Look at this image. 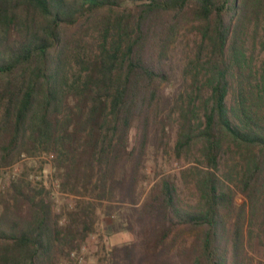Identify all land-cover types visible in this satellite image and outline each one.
<instances>
[{
	"label": "trees",
	"instance_id": "trees-1",
	"mask_svg": "<svg viewBox=\"0 0 264 264\" xmlns=\"http://www.w3.org/2000/svg\"><path fill=\"white\" fill-rule=\"evenodd\" d=\"M258 49L264 0H0V166L49 152L62 191L90 199L62 226L13 179L0 264H57L104 201L135 235L113 264H264ZM160 148L188 165L141 200Z\"/></svg>",
	"mask_w": 264,
	"mask_h": 264
},
{
	"label": "rangeland",
	"instance_id": "rangeland-1",
	"mask_svg": "<svg viewBox=\"0 0 264 264\" xmlns=\"http://www.w3.org/2000/svg\"><path fill=\"white\" fill-rule=\"evenodd\" d=\"M260 50L257 51L260 54L258 55L259 60L264 58V50H262L263 52ZM170 133L172 136L170 143L172 144L176 139V128L174 127ZM53 157L49 152L24 154L10 165L0 166V212L5 203L13 204V198L8 193V186L13 179L21 177L32 188L43 189L45 194L52 197L54 213L58 215L59 224L63 226L68 223L70 212L74 211L76 205L90 199L85 200L81 195L62 191L56 173L57 169L53 164ZM187 165L185 160H178L171 150L166 151L160 148L155 154L151 152L148 156L146 176L140 182V190H143L141 200L146 197L147 191L157 176L178 172ZM181 185L183 186V183ZM243 200V197H237L238 203H242ZM107 203L104 201L96 206L97 210L92 215L94 222L87 234H77L76 238L68 245V249L66 248L60 253L58 251L57 264H113L110 254L113 245H124L135 238L133 231L127 228V223L120 222L122 221L120 213L126 211L127 207L115 202L112 203L115 208L108 212ZM81 227L80 230H82Z\"/></svg>",
	"mask_w": 264,
	"mask_h": 264
}]
</instances>
